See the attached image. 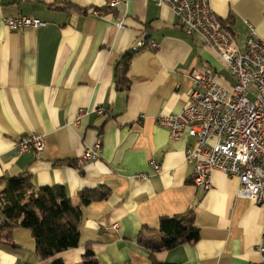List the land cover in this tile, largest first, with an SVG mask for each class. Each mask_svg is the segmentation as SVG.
<instances>
[{"label":"crops","instance_id":"1","mask_svg":"<svg viewBox=\"0 0 264 264\" xmlns=\"http://www.w3.org/2000/svg\"><path fill=\"white\" fill-rule=\"evenodd\" d=\"M210 2L242 50L247 22L264 41V0ZM18 15L46 24L11 29L6 19ZM133 51L129 87L120 89L118 64ZM195 70L229 89L236 82L204 38L186 33L176 13L154 0H0V190L5 179L28 173L37 188L64 185L74 204L84 191L108 192L82 206L77 247L42 259L31 230L17 227L0 240V264L79 263L88 249L98 264H264L256 248L264 202L239 195V180L219 170L209 189L197 187L186 153L195 138L174 139L158 123L188 103ZM100 107L106 114L95 112ZM82 110L89 113L80 117ZM25 134L42 136L44 150L20 151ZM98 139L99 159L79 165ZM187 211L197 241L157 251L142 242L158 239L161 217Z\"/></svg>","mask_w":264,"mask_h":264},{"label":"built area","instance_id":"2","mask_svg":"<svg viewBox=\"0 0 264 264\" xmlns=\"http://www.w3.org/2000/svg\"><path fill=\"white\" fill-rule=\"evenodd\" d=\"M109 6H118L123 0H106ZM169 6L178 16L180 25L188 34H199L228 66L236 77L232 88L222 86L209 73L192 72L193 88L188 103L178 114H162L158 123L166 127L172 138L185 134L195 138V144L186 149L187 159L195 162L193 181L197 187L209 189L212 171L219 170L240 182L238 194L264 202V41L255 25L247 22L248 35L242 50L231 29L215 15L210 0H154ZM11 29L40 27L46 23L32 16L18 15L6 19ZM139 43L136 49L143 47ZM158 44L152 42L150 47ZM98 115L106 114L97 108ZM89 110L80 111V117ZM45 142L37 134H25L18 148L25 152L44 150ZM102 141L89 147L78 164L97 160ZM156 170L160 165L155 163ZM137 176L146 178V173ZM119 224L115 223L114 227ZM264 255V238L256 245ZM134 264V263H126Z\"/></svg>","mask_w":264,"mask_h":264},{"label":"trees","instance_id":"3","mask_svg":"<svg viewBox=\"0 0 264 264\" xmlns=\"http://www.w3.org/2000/svg\"><path fill=\"white\" fill-rule=\"evenodd\" d=\"M135 52H129L118 64V88L129 87L126 70ZM108 192L84 191L79 203L74 204L64 185L37 188L28 173L5 179V187L0 190V240H11L17 227L31 230L37 244V252L42 259L55 257L58 253L77 247L80 243V221L82 206L106 198ZM158 239L142 238V242L152 251L169 249L182 243H193L200 238L199 228L193 211L161 217ZM12 246H16L11 242ZM52 264H98V260L88 249L79 263H66L60 258ZM176 264V263H155Z\"/></svg>","mask_w":264,"mask_h":264}]
</instances>
